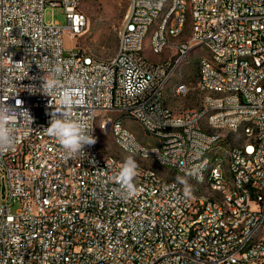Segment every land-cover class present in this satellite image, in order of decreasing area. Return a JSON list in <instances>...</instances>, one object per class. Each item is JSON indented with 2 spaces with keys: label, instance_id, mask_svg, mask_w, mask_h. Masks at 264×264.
Listing matches in <instances>:
<instances>
[{
  "label": "built area",
  "instance_id": "obj_1",
  "mask_svg": "<svg viewBox=\"0 0 264 264\" xmlns=\"http://www.w3.org/2000/svg\"><path fill=\"white\" fill-rule=\"evenodd\" d=\"M137 7L132 27L122 23L118 38L122 48L115 53L114 62L90 59L76 46H66V35L73 40L87 25V16L79 12L77 0H0V104L16 107L21 101L10 135L14 143L0 151V264H264V239L254 246L252 253L239 250V242L255 231L258 219H264V85L251 92L257 77H264V0H195L201 26L195 37L184 39L173 54H187L197 38H207L217 47V58L233 55V63H225L229 77L218 78L206 65L204 78L197 84L239 87V94L230 100L205 106H191L180 115H166L158 108V79L168 70L165 62L151 64L143 58L140 39L143 27L152 12L163 0H130ZM64 8L68 24L47 21L46 8ZM183 0H175L174 30L182 29ZM68 29V31H67ZM186 30V29H184ZM155 48H162L161 30L155 35ZM244 55L256 56L259 68L244 62ZM183 66V63H182ZM54 82L49 88L48 84ZM186 86H182L179 93ZM69 93L73 99L72 118L88 122V115L102 116L103 107L128 106L139 113L146 128L163 133V124L184 123V130L165 134L160 149L136 144L121 124L109 123L124 138L125 144L175 161L181 176L196 172L202 178V168L211 160L201 159V151L211 148L213 138H221V149L232 152L234 179L238 187L228 188V182L218 175L214 182L235 200L240 209L242 189L251 188L257 194L255 218H247V227L231 232L230 225L221 222V211H209V206L192 195L184 179L161 176L155 168H138L134 178L137 189L129 195L117 182L121 163L103 151L86 146L80 168L84 204L74 206V198L64 202L54 217H30L26 210L28 186L23 173L26 155H33V168L48 169L50 195L64 189L59 167L64 166L67 152L62 146L49 144L54 151L55 166L38 167L40 137L49 126L50 114L61 109V96ZM227 103L228 112L214 116L221 132L207 133L197 126L200 110L215 104ZM27 112H23V111ZM257 112L258 120L251 131H260V139L253 145L233 146L229 136H222L223 126L234 125L239 114ZM32 118V120L30 119ZM96 138V125H90ZM254 152L252 164H245V153ZM256 177V184H249ZM49 196V195H48ZM47 201V196L46 200ZM19 207L13 211L12 206ZM95 206V213L83 214V207ZM96 209H103V217H96ZM248 209V208H247ZM247 209H240L247 210ZM181 210H188V218H181ZM74 218L68 236H61L59 222ZM219 230L221 247L206 245L207 232ZM241 254H250L251 262H241Z\"/></svg>",
  "mask_w": 264,
  "mask_h": 264
},
{
  "label": "bare ground",
  "instance_id": "obj_2",
  "mask_svg": "<svg viewBox=\"0 0 264 264\" xmlns=\"http://www.w3.org/2000/svg\"><path fill=\"white\" fill-rule=\"evenodd\" d=\"M81 0H77V5L80 14L85 15L80 10ZM175 10V0H163V3L152 12L151 19L143 27V37L140 39V51L143 52V58L149 60L144 54V44L146 35L151 30V48L155 53H161L164 50H158L153 45L155 42V35L161 30L162 48L166 49L168 46H174L178 50V47L182 45L183 40L177 41L176 37L184 35L187 23L188 14L191 15V26L189 33L185 39L195 37V30L201 26V16L197 14V6L195 0H183V20L182 29L174 30L176 23V15H170ZM137 16V7H132V1H130L128 12L125 16L123 23L125 27H132L134 19ZM158 19V22L154 28L152 25ZM205 44L209 48V54L201 56L199 59V78H204L206 74V65L209 68H213V73L217 74L218 78L229 77V69L225 66V63H233V55H225L224 58H217V47L209 42L207 38H197L193 40L191 46L188 47L187 54H176L174 59H169L168 70H165L158 79L157 92H158V108L165 111L166 115H180L184 112H188L189 108H184L181 112H176L170 106L166 105L165 87L170 79L174 69L181 65L186 59L189 51L199 45ZM122 48V38H118L117 51ZM77 50H81L77 48ZM86 57L90 59H100L91 56L86 53ZM161 61V62H165ZM102 62H114V56L102 59ZM244 62L250 65L251 68H259V60L256 56L244 55ZM151 64H158V62H152ZM264 85V77H257V83L251 85V92H258L262 90ZM182 86H186L179 93ZM198 88L203 92V96L199 106H205V104L214 102H224L230 100V97H234V94H239V87H232V90H228L225 86H216L215 83H203L197 84ZM189 91V84L181 82L174 87V95H185ZM114 112L116 116H111L109 113ZM228 112V104L220 103L210 107H205L200 110L199 118L197 119V126L204 127L207 133L221 132V125L213 120L214 116H219ZM132 118L138 121L146 133L153 135L157 140L155 144H146L141 142L136 134L130 130L124 122V119ZM258 120L257 112H248L245 114H239L237 122L234 125L223 126L222 136H229L230 143L233 146L241 145H253V142L260 139V131L248 130V127H255V121ZM113 121L114 124H121L123 130L136 140V144H145L147 148L160 149L161 143L165 142V134H170L173 131L184 130V123H172L163 124V133L151 131L146 128V124L139 117V113L134 111H128V106H116V107H103L102 116L100 118L96 115H88V122L90 125H99L104 132L111 133L115 142L129 155H139L144 159H154L161 166H164L170 170H177L181 173V168H175V161L166 160L151 150H140L138 148L130 147L125 144L124 138H118V132L114 128H110L109 123ZM97 132V130H96ZM96 143L91 145L92 151H102L101 147L95 138ZM239 140V142H236ZM221 138H213L211 142V148L201 151V159H208L211 155V160L206 162L205 167L202 168V178H199L196 172H187L184 175V184L187 188L194 186L197 190H192V195H198L199 202L203 206H209V211H217V206L221 211V222L223 225H230L231 214L233 210V216H238L233 219L231 225V232H240L241 228L247 227V218H255L257 211V194L252 192L251 188L242 189V198L240 202V209H235V200L232 196L224 191V189L214 182V178L218 175L224 178V182H228V188L238 187V179H234L232 174L233 161L232 152L229 149H221ZM49 144L53 146H61L58 139L54 136H50L47 131H42L40 137V149L39 157H44V160H38V167H45V162L48 166H55L54 151H50ZM113 159H118L119 163H123L125 160L119 158L116 155L110 154ZM82 154L69 155L67 154L64 166L59 167V178L63 182L64 189L56 190L54 195H50V186L44 183L48 179V169H41L40 173L37 168H33V155H26L23 161V173L30 178H26V186H28V199L26 202V210L29 212L30 217H37L39 213L40 217H54L59 213V210L63 208L64 202H70L74 198V206H81L84 204V197H78V190H82V182L80 177L74 172V169L80 168V160ZM254 159V152L245 153V164H252ZM139 168H150L145 164L138 163ZM153 168V167H151ZM169 171V170H168ZM170 173L166 172L161 176H169ZM180 175V174H179ZM170 177V176H169ZM173 178V177H170ZM193 182V185L190 182ZM249 184H256V177H249ZM198 190L200 192H198ZM49 195V196H48ZM264 195V188H263ZM47 196V201L46 200ZM95 213V206L83 207V214ZM96 217H103V209H96ZM181 218H188V210H181ZM74 218H64L59 222V229H61V236H68V229L73 228ZM264 219H258L255 227V231H251L249 235H246L239 242V250L245 251V253H252L254 246L264 239ZM206 245L209 247H221V239H219V230H211L206 235ZM241 262H251L250 254H241Z\"/></svg>",
  "mask_w": 264,
  "mask_h": 264
},
{
  "label": "rangeland",
  "instance_id": "obj_3",
  "mask_svg": "<svg viewBox=\"0 0 264 264\" xmlns=\"http://www.w3.org/2000/svg\"><path fill=\"white\" fill-rule=\"evenodd\" d=\"M130 0H81L80 10L87 16V25L73 42L66 35V46L68 48L73 45L80 48L83 52L100 58L107 59L115 55L118 47V31L123 23L125 16L128 12ZM45 18L47 21H59L62 25L68 24V18L63 7L49 6L45 11ZM158 19H155L152 28L156 26ZM191 26V15L188 14L186 30L184 34L189 33ZM68 31V29H67ZM182 35L181 38H184ZM187 37V36H186ZM178 41V39H176ZM151 30L146 35L144 44V54L152 62H161L169 59H174L176 54L173 51H178L174 46H168L166 50L161 53H155L151 48ZM209 54V48L207 45L202 44L192 48L186 59L182 64L176 67L168 80L165 87L166 101L170 104V107L176 112H181L184 108L191 106H199L203 92L198 88V71H199V59L203 55ZM181 82L189 84V91L185 95H174V87ZM168 104V105H169ZM111 116H116L114 112L109 113ZM125 125L132 130L137 138L148 145L155 144L157 140L153 135L145 132L141 124L132 119H124ZM97 142L101 147L102 151L107 154H113L121 159L132 157L136 162L145 164L146 166L153 167L158 170L161 174L166 172L170 173V177L181 178V173L177 170H170L164 166H161L156 160L144 159L139 155H129L124 151L113 139L111 133L104 132L102 128L97 125L96 132ZM239 142V140H236ZM221 143V142H220ZM169 170V171H168ZM180 174V175H179ZM193 185V182H190ZM192 190L197 192L194 186H191ZM2 185L0 184V197L2 195ZM198 192H200L198 190ZM19 207L18 203L12 206V210L15 211ZM264 234V233H262Z\"/></svg>",
  "mask_w": 264,
  "mask_h": 264
},
{
  "label": "clouds",
  "instance_id": "obj_4",
  "mask_svg": "<svg viewBox=\"0 0 264 264\" xmlns=\"http://www.w3.org/2000/svg\"><path fill=\"white\" fill-rule=\"evenodd\" d=\"M54 86L50 82L48 87ZM61 109L53 111L50 116L49 126L46 128L50 136L58 139L59 143L69 155L83 154L86 146L96 143L92 135L93 128L82 120L72 118L71 108L73 106L72 96L65 92L60 98ZM22 102L17 101L16 107L8 104H0V151L10 149L14 143V137L10 135L13 121L15 120L18 108ZM23 112H27L26 110ZM28 113V112H27ZM29 115V114H28ZM30 117V115H29ZM32 120V118L30 117ZM139 165L134 158L128 157L121 164L116 180L129 195L136 194V187L133 183L138 175Z\"/></svg>",
  "mask_w": 264,
  "mask_h": 264
},
{
  "label": "crops",
  "instance_id": "obj_5",
  "mask_svg": "<svg viewBox=\"0 0 264 264\" xmlns=\"http://www.w3.org/2000/svg\"><path fill=\"white\" fill-rule=\"evenodd\" d=\"M185 35V37L184 38H181L182 36H179V37H176L175 38V40L176 39H178V41H180V40H183V39H185L186 38V36H187V34H184ZM165 96H166V94H165ZM165 102H166V105H168L169 103L165 100ZM168 106H170V104L168 105ZM172 108V107H171ZM173 109V108H172Z\"/></svg>",
  "mask_w": 264,
  "mask_h": 264
}]
</instances>
